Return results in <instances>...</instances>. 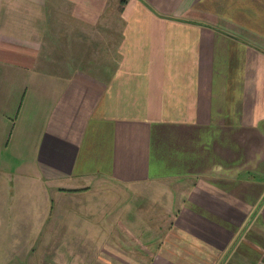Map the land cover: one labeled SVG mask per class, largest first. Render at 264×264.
I'll list each match as a JSON object with an SVG mask.
<instances>
[{"label": "crops", "instance_id": "1", "mask_svg": "<svg viewBox=\"0 0 264 264\" xmlns=\"http://www.w3.org/2000/svg\"><path fill=\"white\" fill-rule=\"evenodd\" d=\"M0 264H264V0H0Z\"/></svg>", "mask_w": 264, "mask_h": 264}, {"label": "rangeland", "instance_id": "2", "mask_svg": "<svg viewBox=\"0 0 264 264\" xmlns=\"http://www.w3.org/2000/svg\"><path fill=\"white\" fill-rule=\"evenodd\" d=\"M75 229H77V228H75ZM74 233H75V231H74Z\"/></svg>", "mask_w": 264, "mask_h": 264}]
</instances>
